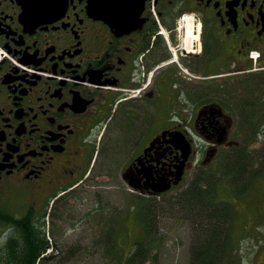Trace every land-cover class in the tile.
<instances>
[{"label": "flooded vegetation", "instance_id": "obj_1", "mask_svg": "<svg viewBox=\"0 0 264 264\" xmlns=\"http://www.w3.org/2000/svg\"><path fill=\"white\" fill-rule=\"evenodd\" d=\"M262 75L264 0H0V207L114 169L176 189L233 142L235 81Z\"/></svg>", "mask_w": 264, "mask_h": 264}, {"label": "rangeland", "instance_id": "obj_2", "mask_svg": "<svg viewBox=\"0 0 264 264\" xmlns=\"http://www.w3.org/2000/svg\"><path fill=\"white\" fill-rule=\"evenodd\" d=\"M243 85L254 86L245 90L247 97H264L263 75L238 79L233 90L243 93L242 88L245 87ZM235 108L239 124L231 137L240 141L242 136L238 135V128L243 127L244 122L240 114L242 109ZM256 124H259V120ZM200 145L201 153L205 144ZM232 146L225 145L210 165L192 170L181 186L154 197L149 205L145 203H149V200L140 201L137 199L141 198L138 193L126 188L118 170L114 169L113 181H102L103 187H96L91 182L82 188L78 187L72 195H69L70 192L64 194L63 189L52 193L47 191L45 195L32 197L14 192L3 203L1 209L20 217L33 205L38 206L45 200L40 210L44 213L48 207L47 212L51 215L44 218V223H39L44 225L45 235L53 249L46 251L50 255L49 258L42 259L39 264H123L133 241L139 238H145L144 240L150 243L152 255L155 257L153 260L157 264H191L194 241L208 240L205 234L207 221L202 216L205 204L184 202V206L181 204L177 206L174 203L176 198L173 197L185 190L198 172L219 176L222 169L219 163L221 153ZM249 149L253 150L254 155L264 158V127L259 140L249 144ZM106 162L100 163L103 172L107 168ZM229 179L226 177L231 189L220 187L217 191L218 199L227 200L234 208L233 221L236 224L233 230L234 243L229 247V251L236 245L234 248H237L236 252L243 264H264V172L257 177L254 187L243 196L232 189L230 183L232 181ZM62 194L69 195L68 202L65 200L56 202ZM192 207L198 213L192 211ZM150 209L154 213H150ZM147 217L152 219L153 230H150L148 223H145V228L143 227ZM199 219L202 226L195 227V221ZM217 220L219 221L220 217ZM220 222L223 224L221 220ZM199 227L200 231L197 234ZM143 230L148 232L146 236ZM12 232L9 226L0 223V245ZM239 260L238 258L231 264H237Z\"/></svg>", "mask_w": 264, "mask_h": 264}, {"label": "trees", "instance_id": "obj_3", "mask_svg": "<svg viewBox=\"0 0 264 264\" xmlns=\"http://www.w3.org/2000/svg\"><path fill=\"white\" fill-rule=\"evenodd\" d=\"M250 87L254 86L246 85L242 88L244 94L245 90L250 89ZM234 94V103L242 109L240 114L244 122L243 127L238 128V135L242 136L240 143L221 153L222 157L219 163L222 169L219 176L202 171L198 172L190 181L189 186L179 195L173 197L176 198L174 203L177 206L183 205L184 202L196 204L202 202L205 204L202 216L207 221L208 227L205 234L208 240L197 239L194 241L191 250V264H231L238 258L240 260L237 264H243L236 252L237 248H234V246L237 247L236 245L229 251V247L234 243L233 230L236 225L233 221V205L227 200H219L217 191L220 187L230 188L226 181V177H228L232 181L230 182L232 189L237 190L236 192L243 196L254 187L257 177L263 174L264 158L254 155L253 150L249 149V144L259 140L261 130L264 127V97L249 98L246 94L245 96L236 94V92ZM258 120L259 124H256ZM60 199L68 202L70 197L64 196L57 201L60 202ZM139 200L142 202L149 200V203L145 202L147 205L151 202V199H147V197H141ZM47 209L40 217L32 208H29L23 216L17 217L0 208L1 225L9 226L14 233L0 245V264H39L42 259L49 258L45 253L50 242L45 235L44 227L39 223L41 217H43L42 222H44V218L51 215ZM191 210L196 211L194 207ZM149 212L154 213L152 209ZM219 217L223 224L217 220ZM145 223H148L150 230H153L151 218L147 217L146 221L143 222L144 228ZM199 225L202 226L200 219L195 221L194 226L198 227ZM146 230L148 231V229ZM147 231L143 232L144 236L148 234ZM199 231L200 227L196 233L198 234ZM144 239L139 238L133 241L123 264H157L153 260L155 257L152 255L150 243L148 244Z\"/></svg>", "mask_w": 264, "mask_h": 264}, {"label": "water", "instance_id": "obj_4", "mask_svg": "<svg viewBox=\"0 0 264 264\" xmlns=\"http://www.w3.org/2000/svg\"><path fill=\"white\" fill-rule=\"evenodd\" d=\"M179 146L183 149V157L184 158L182 160V163H184L185 160L187 159L189 152H190V144L189 143H183V144H179ZM179 167H180V169H179L178 174H177L178 179H180L182 176L183 164L180 165ZM164 187L165 188H163L162 190H165L168 186H164Z\"/></svg>", "mask_w": 264, "mask_h": 264}]
</instances>
